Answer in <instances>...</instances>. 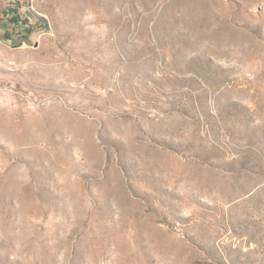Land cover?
<instances>
[{"label":"rangeland","instance_id":"rangeland-1","mask_svg":"<svg viewBox=\"0 0 264 264\" xmlns=\"http://www.w3.org/2000/svg\"><path fill=\"white\" fill-rule=\"evenodd\" d=\"M0 37V264H264V0H33Z\"/></svg>","mask_w":264,"mask_h":264},{"label":"crops","instance_id":"crops-1","mask_svg":"<svg viewBox=\"0 0 264 264\" xmlns=\"http://www.w3.org/2000/svg\"><path fill=\"white\" fill-rule=\"evenodd\" d=\"M46 19L36 9L33 0H0V37L8 41L25 42L40 35Z\"/></svg>","mask_w":264,"mask_h":264},{"label":"built area","instance_id":"built-area-1","mask_svg":"<svg viewBox=\"0 0 264 264\" xmlns=\"http://www.w3.org/2000/svg\"><path fill=\"white\" fill-rule=\"evenodd\" d=\"M42 14V13H41ZM43 15V14H42Z\"/></svg>","mask_w":264,"mask_h":264}]
</instances>
